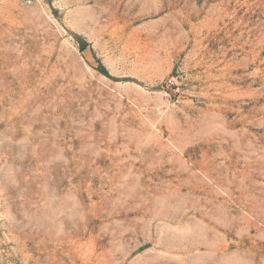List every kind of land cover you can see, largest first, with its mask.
Wrapping results in <instances>:
<instances>
[{
  "label": "rangeland",
  "instance_id": "obj_1",
  "mask_svg": "<svg viewBox=\"0 0 264 264\" xmlns=\"http://www.w3.org/2000/svg\"><path fill=\"white\" fill-rule=\"evenodd\" d=\"M0 264H264V0H0Z\"/></svg>",
  "mask_w": 264,
  "mask_h": 264
},
{
  "label": "built area",
  "instance_id": "obj_2",
  "mask_svg": "<svg viewBox=\"0 0 264 264\" xmlns=\"http://www.w3.org/2000/svg\"><path fill=\"white\" fill-rule=\"evenodd\" d=\"M169 85H173V82L170 81V82H169Z\"/></svg>",
  "mask_w": 264,
  "mask_h": 264
},
{
  "label": "trees",
  "instance_id": "obj_3",
  "mask_svg": "<svg viewBox=\"0 0 264 264\" xmlns=\"http://www.w3.org/2000/svg\"><path fill=\"white\" fill-rule=\"evenodd\" d=\"M85 48L83 47L82 50H84Z\"/></svg>",
  "mask_w": 264,
  "mask_h": 264
}]
</instances>
